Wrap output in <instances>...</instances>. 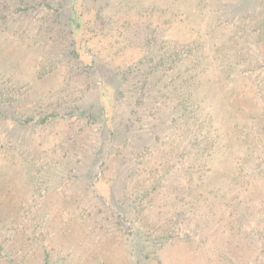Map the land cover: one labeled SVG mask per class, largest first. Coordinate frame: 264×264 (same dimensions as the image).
Here are the masks:
<instances>
[{
	"label": "rangeland",
	"instance_id": "1",
	"mask_svg": "<svg viewBox=\"0 0 264 264\" xmlns=\"http://www.w3.org/2000/svg\"><path fill=\"white\" fill-rule=\"evenodd\" d=\"M0 264H264V0H0Z\"/></svg>",
	"mask_w": 264,
	"mask_h": 264
},
{
	"label": "trees",
	"instance_id": "2",
	"mask_svg": "<svg viewBox=\"0 0 264 264\" xmlns=\"http://www.w3.org/2000/svg\"><path fill=\"white\" fill-rule=\"evenodd\" d=\"M70 12H71V16L69 18V21H70V27H71V32L72 33H78L77 35L81 34L80 30H81V27H82V20L79 16V13L77 12V9L75 7V5L71 3L70 5ZM189 46V45H188ZM194 53V50L192 47H190L189 49L186 50V53L187 54H190V53ZM185 53V54H186ZM131 72V70L125 68V69H121V71H119V74H118V79H126V75L129 74ZM109 94H110V90L108 89L107 86H104V92H103V97L104 98H108L109 97ZM183 107H187V106H183ZM193 113L192 110H190V112L187 110L185 111V114H191ZM197 111L194 112V114L196 115ZM198 115V113H197ZM196 115V116H197ZM188 120V119H187ZM110 136H113V131L110 132ZM209 139L210 138H205V141L209 143ZM202 151H208V147H204ZM203 152V153H204ZM200 167V165H198ZM201 169V167H200Z\"/></svg>",
	"mask_w": 264,
	"mask_h": 264
}]
</instances>
